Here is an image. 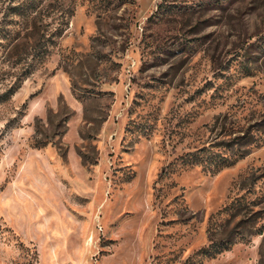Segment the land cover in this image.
<instances>
[{"label":"rangeland","instance_id":"374dc122","mask_svg":"<svg viewBox=\"0 0 264 264\" xmlns=\"http://www.w3.org/2000/svg\"><path fill=\"white\" fill-rule=\"evenodd\" d=\"M21 1L0 264H264V0H44L27 23ZM201 147L246 154L187 166Z\"/></svg>","mask_w":264,"mask_h":264},{"label":"trees","instance_id":"16d2710c","mask_svg":"<svg viewBox=\"0 0 264 264\" xmlns=\"http://www.w3.org/2000/svg\"><path fill=\"white\" fill-rule=\"evenodd\" d=\"M43 1L44 0H23L20 3H16L13 6H8L6 9L7 10L6 15L7 16L14 15V16L23 18L25 22L27 23L26 20L29 18V16L35 13V11L41 6V3ZM157 7L160 8V5ZM33 23H34L33 20H31V24ZM34 24L32 26H34ZM60 28L56 29L51 34V36H53L54 38L59 37L61 33L63 32V30ZM2 29L5 31L4 27ZM4 34L5 35L3 37H0V40H6L9 38V31L8 32L6 31ZM47 48H48L47 46L41 47V51H37L38 54L36 53L37 57L40 56V54L42 56L48 50ZM19 81L20 79H18L16 85L15 84L10 85L4 92H2L0 94V99H7L11 95H13V93L19 88V85H17ZM43 146L44 145L42 144L41 147ZM212 146L213 147H224L221 143H218ZM245 154H246V149L242 150L239 147L234 149V151H232V155H229V156H226L221 153H211L205 147H201L200 149L196 150L195 152L189 155L191 156V159L188 161L189 164L187 166L192 167V166L199 165V166H202V169L204 170L217 171L222 168H226V167L233 165L237 159L244 156ZM207 255L209 257L211 256L209 255V253Z\"/></svg>","mask_w":264,"mask_h":264}]
</instances>
